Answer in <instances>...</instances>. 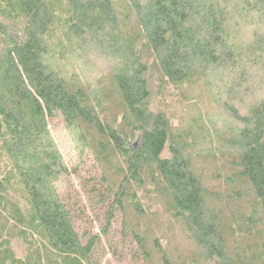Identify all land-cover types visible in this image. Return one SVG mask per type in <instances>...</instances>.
Returning <instances> with one entry per match:
<instances>
[{"label": "trees", "instance_id": "1", "mask_svg": "<svg viewBox=\"0 0 264 264\" xmlns=\"http://www.w3.org/2000/svg\"><path fill=\"white\" fill-rule=\"evenodd\" d=\"M252 11L264 26V0H0V264H112L104 241L114 255L120 246L144 264H156L154 254L173 264L158 236L132 222L146 213V188L168 200L202 264H264V244L247 261L234 251L194 162L205 152L216 166L215 153L227 155L217 179L231 183L229 229L264 219V72L242 20ZM87 59L114 64L111 91L75 70V60ZM186 84L210 94L212 106L193 115L200 126L226 115L219 149H198L192 124L172 122L170 102L178 100L169 86L187 97ZM110 93L121 107L112 119ZM54 121L75 131L79 161L64 158ZM13 179L23 203L10 193ZM82 195L89 227L79 225ZM244 201L251 209L240 213ZM17 235L26 240L23 256L12 248Z\"/></svg>", "mask_w": 264, "mask_h": 264}, {"label": "rangeland", "instance_id": "2", "mask_svg": "<svg viewBox=\"0 0 264 264\" xmlns=\"http://www.w3.org/2000/svg\"><path fill=\"white\" fill-rule=\"evenodd\" d=\"M242 20L246 34L252 41H257L255 52L259 58L260 69L264 72V26L262 21L254 11L250 12L248 16L243 17ZM73 67L75 70L80 71L82 76L86 77L87 81L92 83L94 86L99 83L105 87L106 91H111L109 74L114 67L112 62L104 61L103 59H87V61L75 60ZM197 85L198 84L195 85L196 90L195 88H191L189 84L184 85L183 89L187 90L189 93L187 97L178 91L177 87L174 88L173 86H169V89L172 90V98L178 100V102L173 100L170 102V108L173 116L172 122L174 125H178L179 127L192 124L191 126L194 128L197 135V148L206 151L207 148L211 150L209 146H212L216 150L221 147L219 139L217 141V130H221L222 133L228 130L227 117L222 114H220V116L215 115L212 117L213 120L211 124H204L203 126L199 125V121L196 120V117L193 118V115L197 116V114L201 113L205 107H211L212 101L211 98L208 97V95H210L209 92ZM180 89L182 90V88ZM179 94L182 95L179 96ZM200 98L205 101L203 102ZM120 110L121 107L118 98H116L113 93H110L107 98L108 116L112 119L115 114L120 112ZM50 130L64 158L71 164L75 161H79L81 146L76 137L75 131L73 129L66 128L64 124L55 121L50 125ZM207 132H209V135ZM210 138H212V142H209ZM196 156H198L194 161L197 163L196 167L204 168L206 186L210 187L212 190L209 204L211 207H216L218 212L221 214L223 224L226 226L225 236L228 242L232 244L234 251L238 253L240 251L243 259L247 261V257H254L253 250L259 248L260 244H264V219H262L258 225H252V223L246 222H239V224H237L236 221H233L234 225H232V230L229 229L227 224L230 223L234 217V214L227 211V204L232 203L230 202L232 198H230L228 194L231 183L223 180V178L217 179V168H219V171L223 176L227 173V155L225 156L221 151L216 152L214 157L220 159L219 164L216 166L210 162L213 157L205 154V152L200 154L198 153ZM85 162L86 163L82 165V168H80V173L87 176V172L85 170L90 168L92 160L86 159ZM72 179L74 180L75 187L81 192V194H83V190L81 189V185L75 174H73ZM9 188L10 190L12 189L10 192L11 195L14 198L17 197L23 203L24 193L19 181L13 179ZM154 191L156 193L155 195H153ZM140 193L143 198L142 201H144L147 207L146 213H134L132 215V222L134 224L142 225V227L151 229L150 233L152 237L158 236L160 242L168 251L173 264H202V261L197 259V252L194 249L190 237L187 235L183 222L174 216L168 200L160 194L157 195V191L153 188H146L144 193L142 190ZM214 193L217 195H213ZM232 201L238 203L237 200ZM79 204L86 210L84 213L85 217L83 216L84 219H82L81 216V219L79 220V225L82 227H89V221L85 222L84 220L88 217H91L93 220V216L89 210L87 199L84 195L81 196ZM238 208L240 213L248 212V210L251 209V205L249 202L246 203V201H244L241 203V206H237V209ZM121 222L122 221L120 219L116 221L113 225L114 229L117 231L121 230ZM11 223H14V220H11ZM17 224L20 230L21 228H25L22 223L17 222ZM94 225L95 231H98L99 227L96 222H94ZM34 235L36 240L38 239L39 242L42 241L37 232H35ZM116 240H121L119 232L117 233ZM11 241L12 248L17 255L23 256L27 253V244L24 236L17 235L12 237ZM104 246L106 247L104 260H109L112 264H144L141 258L132 256L133 250L130 251L128 249V254H122L119 246L118 254L114 255L111 251H109V247L105 241ZM134 248L136 247L133 246V249ZM154 255V259L157 262L156 264H160L158 261V255ZM45 261L46 251H44L43 258V262Z\"/></svg>", "mask_w": 264, "mask_h": 264}]
</instances>
